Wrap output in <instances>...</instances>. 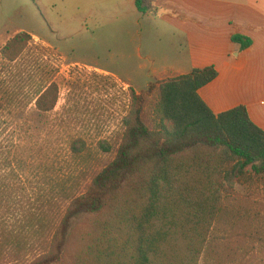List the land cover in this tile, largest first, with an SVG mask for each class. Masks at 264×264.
<instances>
[{
    "label": "trees",
    "instance_id": "16d2710c",
    "mask_svg": "<svg viewBox=\"0 0 264 264\" xmlns=\"http://www.w3.org/2000/svg\"><path fill=\"white\" fill-rule=\"evenodd\" d=\"M157 1L135 0V6L157 15ZM32 40L26 31L16 33L0 48V57L17 62ZM233 40L242 49L251 45L240 35ZM216 77L209 66L151 82L145 93L132 92L114 159L80 194L60 184L69 203L51 233L50 250L30 264L62 260L73 226L86 217L94 228L77 264H235L246 240L264 242L257 194L264 186V130L244 105L213 113L198 91ZM154 91L156 124L150 128L143 112ZM59 98L56 82L46 86L35 99L34 121L54 111ZM25 106L14 90L0 86V130L7 108ZM99 146L112 149L104 140ZM68 150L82 158L89 146L77 137ZM10 189H1L0 207L11 201ZM42 219L30 213L23 229L0 236V257L7 247L22 253L30 234H40Z\"/></svg>",
    "mask_w": 264,
    "mask_h": 264
},
{
    "label": "rangeland",
    "instance_id": "374dc122",
    "mask_svg": "<svg viewBox=\"0 0 264 264\" xmlns=\"http://www.w3.org/2000/svg\"><path fill=\"white\" fill-rule=\"evenodd\" d=\"M158 7L157 15H148L135 0H0V48L20 31L33 36L17 62L0 57V86L26 105L2 115L0 193L6 185L13 197L0 207V236L23 229L30 213L43 217L40 234H30L20 254L7 247L0 264H30L50 250L51 233L69 203L60 184L80 194L114 159L132 92L145 93L151 82L190 71L185 36L166 20L169 2ZM52 82L59 85V102L37 123L35 99ZM156 100L154 91L143 112L150 128ZM77 137L89 146L82 158L68 150ZM103 140L110 152L99 146ZM257 194L264 215V186ZM93 228L90 217L78 221L55 264H77ZM235 264H264V242L246 240Z\"/></svg>",
    "mask_w": 264,
    "mask_h": 264
},
{
    "label": "crops",
    "instance_id": "0c3cea01",
    "mask_svg": "<svg viewBox=\"0 0 264 264\" xmlns=\"http://www.w3.org/2000/svg\"><path fill=\"white\" fill-rule=\"evenodd\" d=\"M164 1L172 10L166 20L187 45L190 71L176 76L214 66L217 77L198 91L203 101L215 114L244 105L264 130V0H158L157 6ZM237 35L251 45L242 49Z\"/></svg>",
    "mask_w": 264,
    "mask_h": 264
}]
</instances>
